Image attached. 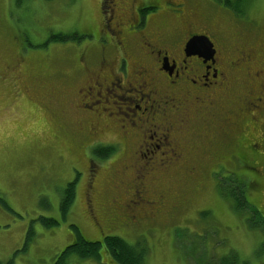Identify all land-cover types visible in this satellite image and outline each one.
<instances>
[{"label": "rangeland", "instance_id": "1", "mask_svg": "<svg viewBox=\"0 0 264 264\" xmlns=\"http://www.w3.org/2000/svg\"><path fill=\"white\" fill-rule=\"evenodd\" d=\"M139 2L123 3L133 12ZM144 2L139 13L153 18L149 26L154 30L160 26L161 32L171 34L182 28L185 35L183 21L193 25L192 31L209 23L227 44L228 54L236 52L234 38L239 37L258 53L255 65L264 67V0ZM177 4L184 7L185 19L169 11H177ZM99 5L100 0H0V196L8 206L0 201V261L54 264L75 241L76 225L88 240L117 235L139 244L146 250V264H197L196 260L231 251L242 264H264V231L250 227L247 213L220 188L224 182L230 184L231 176L243 178L248 201L264 216V153L253 157L257 166L204 157L151 170L152 161L142 157L151 190L158 186L183 199L175 211L157 217L146 215L145 204L135 218L129 214L131 207L125 204L133 195L124 185L135 183L133 168L125 166L132 157L130 141L113 134L118 124L112 118L100 121L83 112L76 88L88 73L85 63L97 61L98 66ZM240 90L237 84L234 92ZM118 101L116 106L123 109L125 101ZM87 117L100 121L96 134H89ZM106 120L111 124L104 127ZM97 139L121 143L116 154L105 158L91 152V142ZM192 164H201V171L188 173ZM72 182L75 199L64 213L63 193ZM42 218L56 219L58 224L47 227ZM101 254V260L71 255L67 264L111 260L104 244Z\"/></svg>", "mask_w": 264, "mask_h": 264}, {"label": "flooded vegetation", "instance_id": "2", "mask_svg": "<svg viewBox=\"0 0 264 264\" xmlns=\"http://www.w3.org/2000/svg\"><path fill=\"white\" fill-rule=\"evenodd\" d=\"M124 1L100 0L95 45L101 48V55L98 66L97 61L85 63L83 70L88 73L76 88L83 112L100 121L112 118L118 124L113 134L130 141L133 159L130 156V164L125 166L133 168L135 183L124 185L133 195L125 204L131 207L129 214L135 218L136 210L145 204L156 207L158 216L179 208L183 195L172 196L158 186L151 190L140 158L152 161L151 170L204 157L256 161L253 157L264 153V135L260 136V131L264 134V67L255 65L258 53L239 37L234 38L236 52L228 54L219 31L212 30L214 25L205 23L192 31L193 25L183 21L185 35L182 28L166 34L160 26L156 30L149 26L153 18L141 17L139 6H145L144 0L133 12L126 9ZM177 6V11L168 10L185 19L184 7ZM161 12L159 9L157 14ZM202 16L208 18L205 13ZM197 34L207 35L213 42L212 55L188 53L186 44ZM237 84L241 90L234 92ZM119 99L126 103L123 109L116 106ZM87 119L89 134H96L100 121ZM108 120L103 121L104 127L111 124ZM256 125L259 133L254 131ZM80 130H85L83 125ZM119 143V139L93 140L91 152L101 156L100 151H108L106 158H110ZM201 168V164H192L187 172ZM92 173L96 174V166ZM153 210L149 215L155 216Z\"/></svg>", "mask_w": 264, "mask_h": 264}, {"label": "trees", "instance_id": "3", "mask_svg": "<svg viewBox=\"0 0 264 264\" xmlns=\"http://www.w3.org/2000/svg\"><path fill=\"white\" fill-rule=\"evenodd\" d=\"M156 3L159 2L157 1ZM226 3H228V0H226ZM243 10L244 9L242 8H237L238 12H243ZM59 36L61 35L59 34ZM107 152L108 151H100V155L106 158V155L108 154ZM237 162H243V165L245 164L246 166H248L250 163H253L254 166H257L256 161H250L248 159L238 160ZM229 182L230 184H225V182L221 184V192L231 198L236 204L235 207L239 208L241 212L247 213L246 220L248 221L250 227L264 231V216H262L260 210L247 199L246 192L248 185L246 180H243L241 177L234 178L231 176V181ZM227 186H229V189H227ZM75 189V183L72 182L69 183L64 190L61 202V209L64 213L69 210L75 199ZM0 201L5 206L7 205L6 201L1 196ZM146 209L148 211H146ZM151 209H154L152 212H154V215L155 213L157 215L158 210L156 207L150 208L148 205L145 206V212H147L146 215H149V211ZM205 214L206 212H203V215ZM42 221L47 227H52L58 224V221L53 218H42ZM73 228L76 232L75 241L64 248V250L57 256L54 264H67L68 258L71 255H77L81 259L101 260L102 244L105 245L106 253L111 256V260L106 262L100 261V264H146V250L139 244H131L123 237L117 235H105L103 241L88 240L81 234L79 228L76 225H74ZM29 239L30 233L28 235V240ZM196 262L197 264H242L238 254L235 251H231L219 258H203L196 260ZM0 264L16 263L13 259H10L6 262L0 261Z\"/></svg>", "mask_w": 264, "mask_h": 264}, {"label": "water", "instance_id": "4", "mask_svg": "<svg viewBox=\"0 0 264 264\" xmlns=\"http://www.w3.org/2000/svg\"><path fill=\"white\" fill-rule=\"evenodd\" d=\"M186 50L188 53H209L210 55L215 52L213 42L204 34L192 36L186 44Z\"/></svg>", "mask_w": 264, "mask_h": 264}]
</instances>
